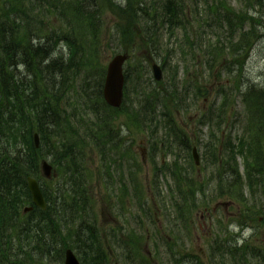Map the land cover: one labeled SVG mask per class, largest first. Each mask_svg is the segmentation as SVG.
Masks as SVG:
<instances>
[{"label": "trees", "instance_id": "trees-1", "mask_svg": "<svg viewBox=\"0 0 264 264\" xmlns=\"http://www.w3.org/2000/svg\"><path fill=\"white\" fill-rule=\"evenodd\" d=\"M65 1L0 0V264H35L36 261L50 264L48 258L54 254L63 261L64 253H61L59 246L65 242L64 232L81 220L80 215L86 214L91 207L92 198L96 197L89 180L92 165L85 167L87 158L91 159L93 154L100 156L105 181L111 177L112 166H117V162L110 159L113 153L120 157V161L125 156H132L136 168L141 169L139 161L134 160L131 146H126L125 139L120 135L125 126L131 133V128L136 131L151 130L150 139L155 142L154 134L159 129L155 125L161 122L168 124L167 135L164 139H158L157 147L154 145L152 161L155 163L158 152L162 153L163 160L158 164L160 170L172 174L178 187L179 203H176V207H183L186 191L195 197L196 190H203L199 182L183 178L177 163L172 166L174 170L163 163L175 149H189L193 142L177 127L172 116V111L179 112L186 106L187 100L186 91L181 93L178 89V71L173 72L168 84H156L150 80L145 90L140 95L136 94L139 96L135 102L130 103V93L126 94L120 114L110 109L102 101L104 71L99 69L102 49L97 44L101 29L100 3L106 0H76L75 6ZM239 1H257L258 5L263 4L262 0ZM216 2L212 3L210 11L213 10V16L218 22L223 19L227 25H231L234 35L239 25L248 24V31H240L241 38L230 50L241 74L245 63L238 53L249 50L261 37V21L248 16L235 17V11L227 8L222 0ZM129 3L131 8L126 13L128 23L122 38L124 52L132 51L135 40L141 37L138 23L142 18L146 19V23L152 22V25H144L143 33L147 35V40L143 45L147 44L150 48L155 45L157 34L154 30L157 31L158 24L168 27L171 34L184 27V35L189 39L185 8L179 1L163 0L162 7L154 9L146 6L143 0L140 3L138 0H129ZM66 22L73 23L64 26ZM79 25L84 28L82 43L91 37L96 38L79 46L77 36L82 30ZM195 41L191 45L196 44ZM60 47L62 54L55 56L54 49L58 50ZM208 47L213 49H208L206 53L209 56V69L213 71L218 64L222 66L219 62H222L226 53L223 47ZM153 51L157 53L159 48L155 46ZM214 52L219 54L215 57ZM232 63L233 61L225 62V68L231 71ZM165 64L164 62L163 66ZM94 72L99 75L98 82L91 79ZM144 72L149 71L146 69ZM69 74L71 85L66 84ZM81 76L85 78L84 90H75L76 81ZM126 77L130 79V73ZM93 88L97 91L96 103L87 92ZM66 89L72 91L74 97H68ZM259 89V86L250 84L247 93L243 95L244 103L249 109L252 107L249 140L241 139L236 146L230 143L226 161L218 153L212 156L210 163L207 160V167L217 164L216 174L221 183L230 181V186L221 189V193L231 197L237 195L236 199L242 205L248 202L240 196L244 185L249 187L252 198H256L259 193L256 189L258 187L264 195V188L260 187H264V152L261 148L264 145V92ZM203 90V87H198L196 99L204 97ZM71 102H74V106L69 105ZM100 102L102 112L97 109ZM68 106L72 107V118L64 121V108ZM158 108L162 110L160 116ZM123 115L128 118L127 123L121 120ZM89 116L92 117L91 121ZM36 132L41 136L39 149H36L33 142ZM79 133L81 138L78 137ZM51 136L56 137L52 140ZM46 151L55 159L59 173L65 179L69 178L68 182L56 189L49 187L50 183L42 184V192L48 203L47 210L43 212L35 209L29 215H22L24 207H33L27 178L32 176L43 181L40 163L47 157ZM237 156L244 160L245 180L239 174ZM116 168L121 170L119 166ZM155 170L157 172L158 168ZM94 186L97 188L98 183ZM139 189L137 183V194L140 193ZM254 210L253 206L249 212ZM251 220L257 222L259 216L253 215ZM79 232L81 235L77 236L76 244H89V248L86 245L81 247L82 250H87L81 259L85 264H114L111 262V255L104 252L101 239L96 237L93 228H81ZM22 244L32 252L13 253ZM247 247L245 245L243 248L232 249L228 253L233 254V257L235 253H249ZM260 256L264 262V255L261 253ZM196 260L199 262L197 257Z\"/></svg>", "mask_w": 264, "mask_h": 264}, {"label": "rangeland", "instance_id": "rangeland-1", "mask_svg": "<svg viewBox=\"0 0 264 264\" xmlns=\"http://www.w3.org/2000/svg\"><path fill=\"white\" fill-rule=\"evenodd\" d=\"M69 1L71 6H75L77 2L76 0ZM112 1L114 0H106L100 3L103 9L102 19L104 24L101 26L98 33L97 44L98 47L106 52L100 53V71L104 66L105 68L107 67L108 63L116 54L124 52L118 50H120L122 45V39L119 33L125 30V23L121 14L115 16L111 12ZM115 1L121 3L123 0ZM225 6L235 10V17L245 18L248 16L251 18H261V16H263L260 26L262 38L254 43L251 55L245 65L243 85L248 87L250 84H256L264 88V8H258L256 2L239 3L236 0H225ZM129 7L131 8V5ZM198 9L199 12L204 11L205 7L200 6ZM191 14L194 15L193 17L196 15L193 9L190 11V15ZM208 15V11H206L205 17L208 24L199 27L202 23L199 19L197 23L194 22V25L190 27V29L195 32L193 40H196V44L191 47L190 44L193 43V40H190L191 43L189 42V46L185 45L181 40V33H178V36L175 38H170L165 29L159 32L156 41L160 44L161 52L159 55H155L154 59L156 61H162L163 58H167L164 82H167L169 73L172 75L177 69L180 88L182 89L187 86V88L193 87L194 83L192 85V80L196 79L195 75L197 70L196 57L200 59V56L207 51L209 41L217 43L220 47H229L232 42L238 41V33L237 36H235L231 29L228 30L225 23H217L215 18L211 19ZM147 24L149 25V23ZM83 29L84 28H82L81 33L77 36L79 46H83V43L87 44L96 38L91 37L87 42L82 43L84 40V35L82 33ZM140 29L143 33L145 26L142 25ZM144 35L146 34L144 33ZM183 50L191 52L186 60H183ZM57 53L58 56L62 54L60 51ZM131 53L134 60L129 63L127 67L130 70L131 66V71L133 73L134 70L139 71L142 66L144 67L146 61H144L143 57L148 54V51L146 46L139 44ZM228 59V61H230V58ZM187 70L189 72L188 77ZM22 71L23 69H21V72ZM93 75L94 77H92L95 82H98L100 80L99 75L95 72ZM200 75H202L203 85L206 86L209 79L208 70L203 67V69L200 70ZM223 75L225 78L226 73H223ZM140 78L144 77L140 74L132 75L130 92L136 88V81ZM149 78H152L151 71ZM69 79L70 74L67 76L66 84L71 85ZM145 79L147 78L145 77ZM78 80L80 81L82 79ZM244 86H242L243 90L245 89ZM77 88L78 84L76 82L75 90ZM209 90L211 92L209 101L199 100L196 103L191 101L189 103L190 110H188L186 118L183 116L179 117L181 121H187L192 125L194 122L191 123L188 121L191 117H198V115L202 113V109H209L211 104L217 105L221 102V99L215 93L216 89L213 91L211 87ZM67 93H69L68 97H74L72 91L66 89L65 94ZM89 94L95 101L94 103L98 102L96 97L97 93L94 88L89 91ZM235 95L236 97L233 100L234 110L237 114H242L243 118L236 121L237 123L235 126L230 125L229 130L227 129L215 136L217 140L215 143L219 149L223 146L229 133L235 142L236 137L245 129L248 119L250 118V115H247L245 112V106L242 104L238 93ZM132 99H135V95H133ZM69 105L74 106V102L69 103ZM97 109L102 110L101 102ZM64 110L66 112V117H62V119L66 121L68 118H72V107L68 106L64 108ZM158 111H160V108H158ZM121 118L122 121L125 120V122H128V118L124 115ZM74 123L76 122L74 121ZM191 125H189V127ZM248 126L250 127V124ZM206 127L208 126H202L199 130L196 128L192 129L196 137L200 136L203 145L211 143V141H209L210 129ZM75 129L78 131L77 128ZM131 130L132 133L126 126L125 129L120 131V135L125 139L126 146H131L134 160L137 159V161H139L138 165L141 166V169L136 168L132 156H125L124 159L120 161L118 155H110L111 160L117 159L120 162L123 173L125 174V179H127L125 180L127 183L126 185L128 189L132 191L131 196L128 197L127 194L121 191L119 194L116 191L111 195L105 185L102 184L100 188H95L94 185L97 184L96 182L100 183L98 178L101 177V173L104 169L99 157V161L96 162V165H94V162L92 163V173L89 178L90 183L93 184L91 187H94L93 193L96 197L92 198L93 201L90 209L87 210L86 214H83L81 225L76 224L75 226L89 225L92 227L97 224L94 228L96 229V236L99 239H104L106 244L103 249L105 251L108 249V251H110V249L114 251L115 256L118 257L114 258L115 264H141V260H145L144 264H196L197 261L193 259L196 257L199 260V264H264L262 257L258 253H247L245 257L242 256V253H239V255L233 257L230 253H225L223 250L225 243L234 246L235 242L238 241L240 246L244 245V243H248L250 246L249 251L258 249V251L264 253V196L261 189L259 187L256 188L259 193L256 195V198L250 199V191L245 186L243 188V194L248 202L242 206L238 204L235 197H233V199H220V196L217 195V190H215L219 188V184L215 181L212 186H209V191L206 192L208 201H210L211 204H206V202L203 203L202 200H199L198 205L194 204V210L190 209V205L181 210H178L179 208L176 210L175 204H172V199H177L179 192L176 180L169 176H172L170 173L157 172L156 174L153 172L149 162L148 146L144 139L145 134L142 131H136L132 128ZM78 135V137L81 138L82 135L80 133ZM63 139L64 138H61V140ZM261 148L264 152L263 144ZM224 151L225 154H228L230 149L226 148ZM45 153L47 154L45 159L54 164L55 159L49 154V151ZM226 156L228 157V155ZM141 159L145 161L143 165ZM173 159L179 162V167L182 170L181 174L186 181H188V179H191V181H203L202 184L204 187H207L206 183H208L211 175L210 170L204 172L202 168V174L198 177V173H196L195 168L192 167L193 161L186 153L180 151L179 153H174V155H171L167 160V164L173 161ZM237 164L239 173L244 175L245 163L242 157H237ZM86 166L88 165L85 164V167ZM56 168H58L57 164ZM172 170H174V168ZM97 171H99L98 174ZM131 178L133 181L135 180V190L131 185ZM55 183L49 184L48 186L52 187ZM137 183L140 187L139 194L136 193ZM60 184H63V180H61ZM260 187L264 188L263 186ZM107 195L111 199V202L105 204L102 198L107 197ZM117 195L119 196L118 202L117 199H115ZM113 199H115L116 202H114ZM253 206L255 210L251 213V216H259L261 223L253 225L245 232L244 236L241 237L240 229L235 227L239 225L238 222L240 221H251V219L245 220L244 218L245 215H247V211L252 209ZM180 215H183V217L187 219V222L181 225L178 222L179 228L176 229L178 226H175L174 222L178 220ZM22 226L24 227V224H22ZM232 227H234V229H232ZM157 231H159L160 234ZM76 235L77 233H74L73 237ZM238 236L241 238H238ZM133 242L135 249L130 246ZM137 242L140 243L139 246ZM170 244H172V246H170ZM85 245L86 244L78 245L76 243L74 245L71 239H65V242L62 243L61 247L59 246V249H61L62 252L63 248L70 247L77 255V253H84L87 250H74V247L77 249ZM28 249L29 248L25 246V244H22L20 245V249L13 253H22L24 251L25 253H31L32 250L28 251ZM144 249L146 253L145 256L141 255L136 258V261L130 262V260L136 256V253H141ZM171 249L173 252H171ZM48 260L50 264L63 263L61 258L56 257V254L48 258ZM35 264L42 263L36 261Z\"/></svg>", "mask_w": 264, "mask_h": 264}, {"label": "water", "instance_id": "water-1", "mask_svg": "<svg viewBox=\"0 0 264 264\" xmlns=\"http://www.w3.org/2000/svg\"><path fill=\"white\" fill-rule=\"evenodd\" d=\"M125 61H126V57L124 56H118L112 61V63L109 66V71L107 74L106 84L104 88V97L106 102L115 108L121 106L123 99V88H124L123 65ZM155 74L157 79L161 78V73L158 68L155 69ZM36 140H37L36 142H38V138H36ZM195 160L197 165H199V158L197 156H195ZM43 173L46 178H51L52 168L49 165L44 164ZM29 185L35 205H37L42 209H45L46 208L45 200L39 189L38 183L30 179ZM65 264H80V263L78 262L77 258L74 256L73 252L69 250L66 253Z\"/></svg>", "mask_w": 264, "mask_h": 264}, {"label": "bare ground", "instance_id": "bare-ground-1", "mask_svg": "<svg viewBox=\"0 0 264 264\" xmlns=\"http://www.w3.org/2000/svg\"><path fill=\"white\" fill-rule=\"evenodd\" d=\"M52 49V48H51ZM54 49V48H53ZM62 49L61 48H59L58 50H56V49H54V52H55V56H58V53L57 52H59V51H61ZM215 53V57H216V55L217 54H219V52H214ZM226 66V64H224L223 65V67H225ZM203 67H205V68H210V65L209 64H198L197 65V68H203ZM213 68V67H212ZM94 116V115H93ZM95 117V116H94ZM89 120L91 121L92 120V117L91 116H89ZM51 137H53V136H51ZM56 137V136H55ZM55 137H53L52 138V140L55 138ZM228 176H231V174L230 173H228ZM155 224V223H154ZM70 238V235H67L66 237H65V239H69ZM86 247L87 248H89V244L87 243L86 244ZM74 250H79V251H81L82 250V248L81 247H79V248H77V249H75V247H74ZM83 254L84 253H77V255H78V257L80 258V262H81V264H85V262L84 261H81V259H82V257H83ZM62 264H65V262H63Z\"/></svg>", "mask_w": 264, "mask_h": 264}]
</instances>
